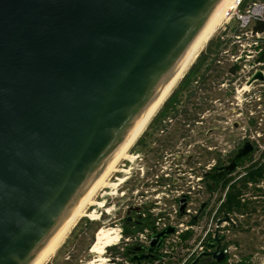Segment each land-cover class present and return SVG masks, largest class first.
<instances>
[{
	"label": "water",
	"instance_id": "obj_1",
	"mask_svg": "<svg viewBox=\"0 0 264 264\" xmlns=\"http://www.w3.org/2000/svg\"><path fill=\"white\" fill-rule=\"evenodd\" d=\"M225 2L0 0V264L42 256Z\"/></svg>",
	"mask_w": 264,
	"mask_h": 264
},
{
	"label": "built area",
	"instance_id": "obj_2",
	"mask_svg": "<svg viewBox=\"0 0 264 264\" xmlns=\"http://www.w3.org/2000/svg\"><path fill=\"white\" fill-rule=\"evenodd\" d=\"M252 7L245 11V17L243 15L241 17L238 16V19L236 18L237 21L239 20L243 23V29L246 28V25L249 23L248 21H250V18L252 20L264 19V6L260 4H253ZM234 16H236V14H234ZM250 33L251 34L248 35H250V37L254 35L256 39L252 44L255 46L254 51L256 52L257 56L261 51L262 34H252L251 30ZM244 35L246 36V34L235 36V41L233 42V44H236L238 46L236 52H239L240 54L253 53L246 50H240L239 47H241L242 49L245 47L243 45L245 44V42H243V44L241 43V41L244 40L242 39L244 38ZM224 54L226 55L225 57H231L232 66L238 67V70L234 74L236 78L233 91L234 104L232 106H229L230 110H234V112L233 114H231L229 112L230 110H225L224 107H222L221 114L218 115V117L220 118L222 115H227L229 116V120L227 121V123L223 124V122L217 119V123L220 126L221 133H225L226 128H223L221 126L229 127L231 129V125L233 123H238L230 122V117L240 119V127L237 130H239L240 132L242 131L241 142L251 144L254 149V144L252 143H255L258 140H255V138L253 139V133H258L257 131L255 132V130H249L248 132H246V102L250 105L252 101H254L255 103V107H253V109L249 111V116L251 117L249 118V120H255L256 125L263 126L264 83L254 82L249 85V81L257 71H260L264 75V62L257 63L255 67L259 68L252 70L254 67L246 65V62L249 58L254 56L244 55L243 57L245 60H243L242 57H235L234 54L236 53L231 54V52L228 53L225 51ZM240 59H242L243 61L240 63L236 62ZM237 78H240V80H237ZM256 114H258L257 117L255 116ZM208 118L209 117H207L206 120H208ZM206 122L204 123L205 125ZM197 123L196 126L194 123L186 124L185 136L181 137V135H179V143L175 150L179 152L181 159L183 160V163L179 166L181 167V169L176 166V169L174 170L175 176H172V173L170 172H156L154 176L151 177L152 180H149L148 182L151 187L149 188V190L144 192L145 196H140V201H136L138 202L135 204V206L137 207H142L145 202L151 203V208L141 214L142 219L149 218L151 222L150 225L144 226L146 228L143 229L142 232H137L133 236H127L124 238V236L121 234V236H119L118 242L121 238H123L122 243L117 244V242V245L114 244V247L122 245L121 251L123 250L124 246H128L130 248L141 247L143 254H145V252L150 248V236L152 234H159L169 227L173 229V234L166 236L161 241L160 248L156 250L154 254H152V257L149 258L148 261L137 262L130 261L126 258L113 256L111 258V264H117L119 262L123 264H162L163 257L171 258L175 264H194L196 259H198L201 254H209L206 257L200 258L197 262V264H202L205 260H213L212 254L216 251V249L224 250V253L227 255V263H231V260L235 258L236 252L232 255L233 248L232 245H229L230 230L240 224L241 220L244 218V215L237 214L238 216L235 217L230 212V209L225 207L224 205L227 201L226 197L227 194H229L231 186L234 184H238L245 173L243 172V168L239 167V178L236 180H232V177L229 179L226 178L224 181L218 182V185L216 187H212V183L211 186L204 184V178L207 173L213 170L215 161H211L206 165L198 162L199 160L196 157L195 151L196 142L194 145V140L190 139V136H192V134H195V138L197 137L196 127L197 125H200ZM170 124L171 121L169 120L165 122V125ZM166 133V129L161 131V135H164ZM229 133L231 134L230 131ZM211 137L215 142L218 143V147L213 146L208 150H220L222 155L225 154L227 147L222 140V136L213 134V136ZM256 137L259 139V135H257ZM256 145L257 148L252 153V157L250 160L252 164L255 163L253 165L264 163V147L261 148V146H259L258 144ZM262 146H264L263 143ZM190 149V154H185V150ZM189 156H193L194 158V161L190 163L191 166L186 164V160ZM248 168L249 167H246V169ZM124 181L125 180H123V182ZM174 181H176L177 183L174 184ZM263 183L264 182H259L257 184L262 185ZM251 185L252 184L249 183L248 187L252 188ZM136 193L138 192L136 191ZM170 197L173 201V205L171 206V209L169 208L168 210H166L165 207L166 205H168L166 199H169ZM246 197L248 196H246L245 188L242 190L240 196L238 197L240 204H244ZM162 202H164V205L161 204ZM182 205L184 206V210L183 213H180L179 208ZM156 210H159L160 212L156 213ZM234 211L235 210H233V213H236V211ZM219 239L220 241H222L214 243ZM211 243H213V249L209 248L208 246V244ZM219 244L222 246L221 248L219 247ZM106 261H110V259Z\"/></svg>",
	"mask_w": 264,
	"mask_h": 264
},
{
	"label": "rangeland",
	"instance_id": "obj_3",
	"mask_svg": "<svg viewBox=\"0 0 264 264\" xmlns=\"http://www.w3.org/2000/svg\"><path fill=\"white\" fill-rule=\"evenodd\" d=\"M241 1L238 3L237 7L230 13L228 21L223 22V24L217 29L213 37L209 40L211 41L210 44H212L213 48L216 47V44L220 45L219 51L215 54L217 58L215 56H212L213 54L209 53L206 55V58H204L203 62H205V60L206 62L203 64L205 65L210 64L211 66H215V63L217 61H220L224 64V67L232 66L231 57H225L226 55L225 54L223 55V51L226 50V52L228 53L231 52V54L236 53L234 54L235 57H242L243 60H245L243 57L244 55L254 56L247 60L246 65H249L250 67L253 66L254 68L252 70L259 68V67H255L257 63H260V62L255 61L259 54L256 56V52L254 51L255 46L252 44L254 40L256 39L254 35L252 37L248 35V34H251L250 27H251L252 19L250 18V21H248L249 23L246 25V28L243 29L242 27H244V25L241 21L239 20H238L239 22L237 21L238 19L237 17L243 16L245 14V11L250 9L253 6L250 3L256 2L254 4L256 5L260 4L264 6V1L255 0V1L249 2L247 5H245L243 10H241V8L239 7L240 6L239 4L241 3ZM234 14H236V16H234ZM263 16H264V12H263ZM240 34H246V36L244 35V38H242L244 40L241 41L242 44L243 42H245V44H243L245 47L243 49L239 47L240 50L241 51L246 50V51H250L253 53L240 54L239 52L238 53L236 52L238 46L236 44H233V42L235 41V36L240 35ZM209 41L207 42L206 45H204V47L199 52L196 59L185 70V72L183 73V76L174 85L171 92L167 96L165 102L157 109L155 114L149 120L148 125L156 118V116L161 115L162 109L167 104L168 100H171L172 104L174 102H177L176 103L177 106L179 105V101L183 100L181 96V92H182V89L185 83L189 80V75L191 73L190 69L193 68L195 64H197L199 55L201 53H202V56L204 55L206 48L209 44ZM242 59L236 62L240 63L243 61ZM219 94L220 96L223 95V93H219ZM199 102L200 104L204 103L203 97H200ZM194 103L195 101L193 99V104ZM251 105L246 102V132H248L249 130L251 131L255 130V132L257 131L258 134L253 133L254 135L253 139L255 138V140H258L255 143L261 146L262 148L264 147L262 146V143L264 144V125L258 126L256 125L255 120H249V118H251L249 116V111L252 110L253 107H255L254 101L251 102ZM255 116L257 117L258 114H256ZM167 120L169 119L163 120L161 126H163L164 129L167 130V132H171L173 130L175 121L172 120L170 125H165V122ZM210 120L211 118L209 117L206 122V126L208 125L209 127H212L213 123ZM230 122L240 123V119H237L235 117H232V118L230 117ZM257 135H259V139L256 137ZM241 136H242V131L240 132L239 130H236L233 136L229 137L228 140H231L229 144H235V142L236 144L240 143ZM139 137L136 139L132 147L128 150L127 158L121 160L119 164L117 165V168L115 169L116 172H113L107 181V186L99 190L97 194L94 196L93 198L94 204L86 207L85 215L86 214L88 215V213L93 212L94 216L93 217H90V216L81 217L75 223V225L70 230L68 235L64 238V241L61 243L56 253L45 264H51V262L55 259H59L61 262L72 260L73 264H90L97 257L95 253H92L89 250L91 246L96 242V237H97L99 230L108 231V230L113 229V230H116L118 234L120 232L119 236H121L122 234L125 238L127 236H133L137 232H142V230L146 228L141 225H136L135 228H132V227L129 228L131 229L130 235H124L123 231L125 230V227H123V221H124L123 218L125 217V212L127 211L126 209H128L129 207L135 206V204L140 201V198H139L140 196H145L144 192L149 190V188L151 187L148 182L149 180L150 181L152 180L151 177L154 176L156 172H164V173L170 172L172 173V176H175L174 170L176 169V166H178V168L181 169V167L179 166L180 164L183 163V160L181 159L179 152L175 150V148L178 146V143H179V136L177 139H175L171 143L163 144L159 146V149L155 151L147 152L144 156L132 154L134 150L133 147L136 144H138L135 148H138V146L139 148H141L144 142V137L142 139H140L141 137L140 138ZM190 139L194 140L193 144L195 145V142L197 140L195 138V134H192V136H190ZM255 143H252L254 144L253 152L257 148V145ZM191 149L185 150V154H190ZM249 155L250 154H247L246 157H248ZM241 166L253 167V168L256 167L255 165L251 166V163H246L245 165L242 164ZM239 170L240 168H237L233 172L236 174L237 172H239ZM238 178H239L238 175H232L231 179L236 180ZM120 179L125 180V181L116 187L112 185V184L117 185ZM211 183L212 182H209V180L206 182L208 186H211ZM252 189L255 192L250 193L248 197H246V199H248V201H250L251 203H254L258 210H264V183L262 185L256 184L255 186L252 187ZM136 191L138 193H136ZM166 201L168 204L165 207L166 210H168L169 208L171 209V206L173 205V201L171 200V197L169 199H166ZM98 203L102 204V206H99ZM146 204H149L150 206L148 209L144 211H147L151 208L150 202H145L142 205V207H144V205ZM161 204L164 205V202H162ZM183 210H184V206H183ZM179 211H180V208H179ZM159 212H160L159 210H156V213H159ZM180 213H183V211ZM145 220H148V223L150 225L151 222L149 218L144 219V221ZM249 223H250V226L249 227L248 225L246 226V231H248V233L246 234V248L249 249V252L244 255L246 256V259L244 260V262L246 264V260H247L251 264H264V213L252 214L249 217ZM249 235L251 237H249ZM154 236H155L154 234L150 236V245L152 243L151 239L153 240ZM122 241H123V238H121L117 244L122 243ZM221 241L219 239V242ZM254 242L256 244L257 249L253 251L252 244ZM127 248L129 247L124 246L123 250L121 251L122 245H118L117 247H114V245L107 247L103 254V258L105 259V261L108 259H110V261H106V264H111L112 262L111 258L113 256L123 257V254L127 252ZM232 248H233L232 250V255H233L236 252V249L233 246ZM139 249L142 250L141 247ZM156 250L158 249H155L154 252ZM154 252L152 254H154ZM146 254L147 253L145 252V254L143 255H146ZM224 255H225L224 262H226L227 255L225 253ZM200 258H203V257H199L198 259H196V261L197 260L199 261ZM197 262L194 264H197ZM117 264H123V263L119 262ZM162 264H175V263L171 258L163 257Z\"/></svg>",
	"mask_w": 264,
	"mask_h": 264
},
{
	"label": "flooded vegetation",
	"instance_id": "obj_4",
	"mask_svg": "<svg viewBox=\"0 0 264 264\" xmlns=\"http://www.w3.org/2000/svg\"><path fill=\"white\" fill-rule=\"evenodd\" d=\"M226 50L223 52L225 53ZM223 53V54H224ZM202 63H197L193 68L190 69V75H189V80L185 83L181 96L183 98L181 103L177 106L176 103L172 104L171 100H168L165 108L163 115L167 114L168 110V116H166L165 119H169V121H175L173 130L169 133H166L165 135H161V137H153L151 142L156 143L157 141L160 142V145L163 144H169L172 141H174L178 135H181V137L185 136L186 129L185 126L186 124H195L198 121L197 124V137H196V157L199 160L198 162L202 163L203 165L208 164L211 161H215V166L213 170L209 173L206 174L204 178V184L209 180L207 177L210 176V174H214V171L218 168L226 167L228 166L231 162L235 163V167L233 171L239 167L243 168V172L245 175L243 178L246 176V167L241 166L242 164L246 163H251V157L253 153V146L250 144L252 150L248 153L250 154L248 157L244 156L239 160H236V154L237 151L246 144V142H240L237 144H229L231 140H228L230 136H233L234 132L239 129L240 124L239 123H233L231 125V129L229 127H224L226 128L225 133H221L220 131V126L218 125V120L221 122L227 123L229 120L227 115H222L220 118L218 115L221 114V109L224 107L225 110H230L229 106L234 104V96H233V91H234V86L236 82L235 78V72L238 70V67L234 66H226L224 67V64L220 61H217L215 63V66H211L210 64L205 65ZM237 80H240V78H237ZM192 84V85H191ZM191 85V86H190ZM219 93H223V95L220 96ZM200 97H203L204 103L200 104L199 99ZM193 99L195 103L193 104ZM175 107L177 109V113L174 114L171 112V110ZM231 114H233L234 110L229 111ZM160 113V112H159ZM158 113V114H159ZM162 115V112H161ZM158 117V116H157ZM156 117V118H157ZM207 117L211 118V122L213 123V127H209L208 125L206 126L204 123L207 121ZM164 119V120H165ZM163 121V120H162ZM204 121V122H203ZM231 132V134L229 133ZM219 132V133H218ZM143 134V133H142ZM170 134V135H169ZM213 134H218L222 136V140L227 147L226 153L221 154L220 150H215V151H209L208 149L213 146L218 147V143L214 141V139L211 137ZM142 136V135H141ZM178 138V137H177ZM176 138V139H177ZM172 140V141H167V140ZM226 140V141H225ZM150 142V143H151ZM164 142V143H163ZM149 143V144H150ZM138 145V144H137ZM136 145V146H137ZM135 146V147H136ZM144 146V143L142 144L141 148H134L132 154L133 155H145L147 152L150 151H155L159 149L158 147H151V145ZM235 153V157L232 159V153ZM194 161L193 156H189L186 160V164L189 165L191 162ZM255 164V163H253ZM251 163V166L253 165ZM254 166V165H253ZM251 168V167H249ZM248 168V169H249ZM226 172L222 174L221 176H215L218 177V182L224 181L226 178H231L232 175H238L239 172L236 174L234 172ZM241 178V179H243ZM174 184L177 182L174 181ZM246 183V181H245ZM207 185V184H206ZM218 183L212 182V187H216ZM207 192V188H206ZM255 191H246V196H248L250 193H254ZM248 201V199L245 200V204ZM134 208H141L137 206H133ZM130 208L126 209L127 211L125 212V217L123 218V227L125 225V230L123 231V234L126 235V231L131 230L129 229L130 227L135 228L136 225H141L144 219H142L141 214L144 212L142 210L141 212L135 213V212H130V215L128 216L127 213L129 212ZM130 235V234H128ZM138 247L134 248H127V252L123 254V257L121 258H126L130 261L135 256L143 255V252L137 253L135 252V249ZM123 253V252H122ZM51 264H73L72 260L66 261V262H61L59 259H55L51 262Z\"/></svg>",
	"mask_w": 264,
	"mask_h": 264
},
{
	"label": "bare ground",
	"instance_id": "obj_5",
	"mask_svg": "<svg viewBox=\"0 0 264 264\" xmlns=\"http://www.w3.org/2000/svg\"><path fill=\"white\" fill-rule=\"evenodd\" d=\"M241 0H226L221 9L218 11L216 16L210 22V24L201 32L198 36L194 44L192 45L189 52L182 59L179 65L172 72L168 80L166 81L164 87L160 92L157 93L156 98L151 103L150 107L147 111L142 115L140 121L138 122L134 131L128 136L127 140L120 146V148L116 151L113 158L109 162V164L103 169V171L99 174L94 183L90 186L85 196L81 201L78 202L76 208L71 213L67 221L65 222L62 229L55 236L53 241L50 243L46 251L42 254V256L35 262V264H45L49 259L56 253L59 249L61 243L64 241V238L68 235L70 230L73 228L75 223L81 217H93V212L85 215V209L87 206L93 205V198L97 194L99 190L107 186V181L112 175L113 172H116L115 169L119 162L125 158H127V152L132 147L136 139L141 136L144 132V128L148 125L149 120L155 114L157 109L165 102L167 96L171 92L174 85L177 81L183 76L185 70L189 67V65L196 59L199 52L202 50L204 45L213 37L217 29L223 24V22L228 21L230 13L237 7L238 3ZM246 20V19H245ZM141 134V135H140ZM132 160V159H130ZM123 182L122 179L118 181V184H112L113 186H118ZM102 206V204H99ZM119 234L116 230H99L96 242L91 246L90 252L95 253L97 257L90 264H106L105 259L103 258V254L105 249L109 246L114 245L118 242Z\"/></svg>",
	"mask_w": 264,
	"mask_h": 264
},
{
	"label": "trees",
	"instance_id": "obj_6",
	"mask_svg": "<svg viewBox=\"0 0 264 264\" xmlns=\"http://www.w3.org/2000/svg\"><path fill=\"white\" fill-rule=\"evenodd\" d=\"M252 1H255V0H242L241 3L239 4L240 5L239 7L241 8V10H243L245 5H247L249 2H252ZM261 1H264V0H261ZM254 3H256V2H252L250 4L253 5ZM250 30L254 34H256V33L262 34L261 51H260L259 55L257 56L256 61L257 62H264V19L252 20ZM210 43H211V41H209V44L206 48L204 55L202 56V53L199 55L197 63H202V64L205 63L206 60H205V62H203V61H204V58H206L207 54L210 53V54H213L212 56H215V54L219 51L220 45L216 44V47L213 48L212 44H210ZM174 103H177V102H174ZM179 103H180V101H179ZM165 106H164V108H165ZM164 108L162 109V115H160L158 117L156 116L157 118H155L145 128L146 130H144L145 132L142 134V136H140L141 138L139 137L140 139H142L144 137V142H143L144 146L143 147L148 146V145H151V147H158L160 145L159 141H157L156 143L151 142V141H152L154 136L157 137V140H158V138L161 137V131L165 130L164 127L161 125H162V120H164L166 118V116H168L169 110H168L167 114L163 115ZM171 112L176 114L177 109H175V107H173ZM167 133H169V132H167ZM176 138H174V139H176ZM167 141H172V140L168 139ZM135 146L133 148H135ZM234 154L235 153L233 152L232 156H231L232 159L235 157ZM255 166H256L255 168L251 167L249 169H246V176L243 179H241L238 182V184L232 185L230 188L229 194H227V197H226L227 201H226L224 206L229 208L230 212L235 217L238 216L237 214H243L244 218L241 220L240 224L237 227L230 230L229 245H232L237 249L236 254H235V258H233L231 260V263L223 262L221 264H245L244 260L246 259V256H244V255L249 252V249L246 248V234L248 233V231H246V226L247 225H248V227L250 226L249 217L255 213H264V210H258L254 203L246 202V204L245 203L240 204V201L238 199V197L240 196L243 189L246 188V191L253 190L252 188L248 187L249 183H251L252 187H253L259 182H264V163L256 164ZM207 179H209V182H214V184H215V183H218L219 178L216 177L214 174H210V176L207 177ZM245 181H246V183H245ZM244 184H246V185H244ZM233 210H235L236 213H233ZM148 225H149L148 220L143 221L141 224V226H148ZM124 227H125V225H124ZM248 227H247V229H248ZM130 231L131 230L126 231V235L130 234L131 233ZM249 237H251V236L249 235ZM252 246H253L252 247L253 251L255 249H257L255 242L252 244ZM219 247L221 248L222 246L220 245ZM202 264H217V263H215L213 260H205ZM246 264H251V263L246 260Z\"/></svg>",
	"mask_w": 264,
	"mask_h": 264
},
{
	"label": "clouds",
	"instance_id": "obj_7",
	"mask_svg": "<svg viewBox=\"0 0 264 264\" xmlns=\"http://www.w3.org/2000/svg\"><path fill=\"white\" fill-rule=\"evenodd\" d=\"M214 260V259H213ZM215 262V261H214ZM216 263V262H215Z\"/></svg>",
	"mask_w": 264,
	"mask_h": 264
}]
</instances>
